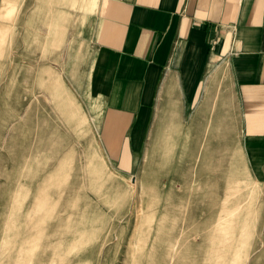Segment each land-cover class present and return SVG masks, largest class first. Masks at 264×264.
<instances>
[{
	"label": "rangeland",
	"instance_id": "374dc122",
	"mask_svg": "<svg viewBox=\"0 0 264 264\" xmlns=\"http://www.w3.org/2000/svg\"><path fill=\"white\" fill-rule=\"evenodd\" d=\"M105 1L0 0V264H264V161L233 117L159 118L106 154Z\"/></svg>",
	"mask_w": 264,
	"mask_h": 264
},
{
	"label": "crops",
	"instance_id": "0c3cea01",
	"mask_svg": "<svg viewBox=\"0 0 264 264\" xmlns=\"http://www.w3.org/2000/svg\"><path fill=\"white\" fill-rule=\"evenodd\" d=\"M98 19L89 91L108 156L140 153L159 118L212 115L264 161V0H106Z\"/></svg>",
	"mask_w": 264,
	"mask_h": 264
}]
</instances>
